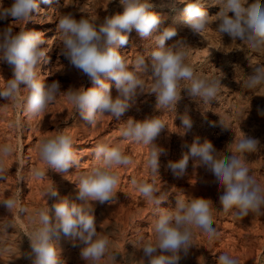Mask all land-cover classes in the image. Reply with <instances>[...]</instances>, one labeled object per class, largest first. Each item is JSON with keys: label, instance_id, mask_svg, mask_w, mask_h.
I'll return each mask as SVG.
<instances>
[{"label": "clouds", "instance_id": "obj_1", "mask_svg": "<svg viewBox=\"0 0 264 264\" xmlns=\"http://www.w3.org/2000/svg\"><path fill=\"white\" fill-rule=\"evenodd\" d=\"M40 2L50 4L51 0ZM181 2L186 4L184 23L193 33L201 34L212 22L221 36L244 42L254 52L264 50V6L261 0L252 3L249 0H216L212 4L218 5L219 11L213 16L205 10L202 0ZM119 3L123 11L105 16L102 22L85 17L77 19L68 13L62 15L56 24L62 44L61 57L72 69L87 77L92 85L87 88L62 90L59 80L44 83L38 78L37 68L47 56L44 32L29 30L27 26L16 31L9 26L11 23L0 28V63L8 65L12 72L10 78L0 82V97L16 101L21 89H25L24 111L35 116L64 91L67 100L90 125L96 124L103 115L119 119L130 108L138 90L154 94L156 108L175 110L182 92L201 103L211 104L222 86L221 78L201 76L194 71L186 62V47L189 45L185 41L178 40L166 47V41L178 35L177 30L171 26L160 30L161 17L149 10L152 7L149 0H119ZM41 10L38 0H11L7 7L0 5V21L11 18L12 22H30ZM133 31L141 40L153 38L155 48L148 59L137 56L130 68L120 49L129 44ZM145 74L152 78L150 91H145L141 79ZM113 86L116 95H113ZM245 87L264 89V66L252 70ZM258 112L264 115V109H258ZM176 118L181 121L182 135L188 134L193 128L191 117L184 114ZM166 126L157 116H151L143 120L129 118L121 129L125 140L150 146L146 165L152 174L158 173L160 156L165 154V150L154 141ZM259 146L257 138L243 134L234 143L233 151L221 155L222 151L217 150L211 141L200 143L197 139L183 145L187 152H182L178 160L168 161L167 168L174 176L181 177L192 160L194 167L204 168L214 178L213 182L221 191L218 199L224 213L231 212L237 218L250 213L264 214V187L250 174L244 158L245 153L255 152ZM11 152L10 146H0V157ZM93 154L95 163L75 182V200L60 197L51 206L47 204L46 208L29 217L35 227L27 236L30 252L23 258L30 264H62L57 248L62 236L74 237L84 245L80 250L84 264H117L118 252H110L109 238L97 231L93 202L113 201L119 181L114 169L128 166L132 160L118 145L109 146L107 143H98ZM39 156L59 174L78 167L81 159L73 147L72 136L65 132L44 138L39 146ZM36 175L43 174L37 172ZM131 183L149 203L158 206L154 239L144 241L141 248L144 264H179L182 254L186 257L193 247L194 228L202 230L209 240L216 238L209 199H178L174 209H162L159 206L165 200L156 195L153 184L135 179ZM44 195L46 200L59 197L55 187L48 188ZM17 204L14 198L0 200V207L8 212L17 208ZM20 211L26 210L21 208ZM218 264H237V261L225 253L219 255Z\"/></svg>", "mask_w": 264, "mask_h": 264}, {"label": "rangeland", "instance_id": "obj_2", "mask_svg": "<svg viewBox=\"0 0 264 264\" xmlns=\"http://www.w3.org/2000/svg\"><path fill=\"white\" fill-rule=\"evenodd\" d=\"M202 2L205 3V10L210 16L215 15L219 11V6L212 4L216 0H202ZM252 2L253 0H249V3ZM10 3V0H0V5L4 7H7ZM149 3L152 5L149 10L161 17L160 30L172 24L174 25L172 21H175L177 11L180 9L185 10L186 6L181 0H149ZM261 4L264 6V0H261ZM47 5H42V8L46 9ZM55 5L57 6V4ZM56 10L57 12H55ZM122 11L123 8L119 0H62L60 1V10L55 9L49 14L50 16L47 12L44 13V16L42 15L36 21V27L33 29L32 21L12 22L11 18L8 21H0V28L11 23L9 26L16 31L25 28V26L29 30L45 31L44 38L47 41L45 51L47 56L45 62L37 68L38 78L44 83L59 80L62 90H71L73 87L79 88L82 85L87 88L92 86L87 77L72 69L61 57L60 49L62 44L60 42V34H58L59 32L56 30L55 25L62 15L68 13L73 14L77 19L85 17L99 23L102 22L105 16ZM50 18H52V21ZM54 18L55 20H53ZM52 28L55 29L51 30ZM53 35L57 37L54 38ZM191 35L196 37L194 36L193 38ZM177 36L166 41V47L174 44L181 37L182 40L184 39L183 41L186 40L187 45L192 43L193 46L189 45L186 47L188 53L186 62L201 76L221 78L222 86L211 104L201 103L182 92V99L178 102L175 110L156 108L155 95L138 90L130 108L123 116L115 119L109 115L106 121L108 125L99 138L98 143H107L109 146L118 145L124 154L131 158L132 163L128 166H118L115 168L116 170L114 169L119 176V181L113 201L104 204L93 202V214L96 219L97 231L109 238V251L118 252L117 264H144L141 248L144 241L154 239V224L158 217V206H153L141 196L137 188L131 183V180L135 179L138 182L147 181L157 189L156 195L158 197L162 196L166 201L159 206L162 209H174L178 199L190 200L192 197H202L210 200L213 224L217 230V236L215 239L209 240L202 230L194 228L193 247L186 257L182 254L179 264H218L219 255L222 253H226L236 259L237 264H264V214L250 213L246 217L237 218L231 212L224 213L219 205L218 197L220 193H209L206 195L204 192L205 187H208V190H211V188L216 190L218 188L213 182L214 178L212 175L208 178L209 172L204 168L194 167L192 160L189 161L187 172L181 177L174 176L166 167L168 161L178 160L182 152H187V149L182 147L183 145L191 144L194 140L198 139L200 143L205 140L211 141L217 150L222 151L221 155H227L233 151L234 143L245 134L246 136L257 137L260 141L259 149L256 152L245 153L244 157L246 156L245 158L248 159L247 166L250 169V174H253L252 176L255 179L257 178V182L264 187V115L258 112V109H264V89L250 90L245 87L247 76L252 73V70L257 66H264V50L254 52L248 49L244 42L232 40L227 35L221 36L212 22L209 23L202 34L194 33L187 35L188 37L181 34L179 35L180 37ZM191 38L194 39V43L191 42ZM154 48L155 42L153 38L141 40L137 33L133 31L129 36L127 48L126 46L122 47L120 51L126 63L131 67L137 56L143 55L148 59ZM198 50L200 52L203 50V53H199ZM11 75L10 67L0 63V82L10 78ZM141 79L145 83V91H150L152 78L145 74ZM26 95V90L22 88L20 98L16 101L0 98V146L8 145L12 149V155L5 156L8 160V174L4 173L9 177L7 182V186L10 189L8 198H14L18 201L17 208L24 200L21 197L23 196L21 186L25 178V168L28 169L29 165L27 162L24 163L23 160L26 161V150L31 143V138L28 136L29 128L35 124L33 116L24 111ZM113 95H116L114 86ZM68 103L71 104L67 100L65 92L61 91L55 101L47 107V112H51L57 105L63 106L64 110H67L65 104ZM184 114L189 115L193 121V128L186 135H182L183 130L180 129L181 121L176 118ZM151 116H157L167 125L154 141L158 146L163 147L167 153L160 156L161 164L157 174H152L145 163L151 150L150 146L125 140L121 134L123 124L129 118L143 120ZM79 118V113L72 105V114L60 122V128H70L79 124ZM83 121L87 125L89 124L87 121ZM221 122L226 128L223 127ZM167 138L169 141H167ZM133 152H135L134 155ZM1 158L0 168L3 167ZM141 165L144 166V169H142ZM4 173L0 171V180H2ZM208 180L209 183L207 184ZM73 182V187H70L69 183L72 182L65 181L64 188L56 190L59 193V197L52 199L51 204L60 197H68L70 200H75V182H78V179H74ZM58 187L61 186L59 185ZM76 202L79 203V201ZM117 202L121 204L120 218L115 219L111 210L104 212V214L102 213V206ZM17 208L8 212L5 217L0 216V264H30L29 261L23 258L25 253L30 252V241L27 237V232L18 222V214L19 217L25 219L28 213L31 215L32 212L23 211L20 213L21 211L19 212ZM25 208V205H23L22 209ZM15 215L17 216L16 218H14ZM52 215L54 217V213ZM133 220L135 221L134 223L132 222ZM6 225H11V227L6 228ZM28 225L32 230L35 227L29 218ZM70 239L71 236H62L57 245L62 240L68 242ZM78 245H82L80 248L84 246L80 241L76 240L75 247L79 248ZM75 247L70 243L66 245V249H75ZM60 260L63 264V258Z\"/></svg>", "mask_w": 264, "mask_h": 264}, {"label": "bare ground", "instance_id": "obj_3", "mask_svg": "<svg viewBox=\"0 0 264 264\" xmlns=\"http://www.w3.org/2000/svg\"><path fill=\"white\" fill-rule=\"evenodd\" d=\"M8 1V0H7ZM11 1V0H10ZM60 1L62 0H51V3L47 5V10L42 8L43 6H46L45 3L40 2V0H38V2L40 3V8L42 9L40 11V14L38 16H33L31 18L30 21H32V29L36 27V21H38V19L41 18V16L44 13H48V15L54 11L55 9H59L60 10ZM2 3V2H1ZM57 4V6L55 5ZM8 5V4H7ZM166 6V5H165ZM57 12V10L55 11ZM171 14V13H170ZM44 16V15H43ZM50 16V15H49ZM186 16L185 10H178L177 11V15L175 16V21L173 27L177 30V33L182 36H187L190 34H194L184 23V18ZM52 17V16H51ZM52 18H50L51 20ZM55 20V18L53 19ZM173 20V19H172ZM52 21V20H51ZM4 22V21H3ZM56 22V21H55ZM41 23V22H40ZM49 23V22H48ZM40 25V24H39ZM50 25V24H49ZM171 25V26H172ZM56 26V25H55ZM55 28H52L51 30H53ZM50 30V31H51ZM45 32V31H44ZM55 33V32H54ZM59 34V33H58ZM202 34V33H201ZM178 35V36H179ZM54 36V35H53ZM177 36V37H178ZM193 36V35H191ZM195 36V35H194ZM193 36V38H194ZM199 36V35H198ZM57 36H54V38ZM180 37V36H179ZM188 37V36H187ZM196 37V36H195ZM186 39V38H185ZM188 39V38H187ZM192 39V38H191ZM51 40V39H50ZM131 40V39H130ZM178 40H182L178 39ZM184 40V39H183ZM194 39H192L191 42H193ZM199 40V39H198ZM186 41V40H185ZM197 41V40H196ZM203 41V40H202ZM131 42V41H130ZM199 42V41H198ZM194 43V42H193ZM196 43V42H195ZM198 44V43H197ZM188 45L193 46V44L189 43ZM196 45V44H195ZM127 48V46H126ZM130 48V46H129ZM190 48V47H189ZM196 48V46H195ZM197 51V50H195ZM199 53H203V50H198ZM131 68V67H130ZM86 84V83H85ZM84 86V85H82ZM89 87V86H88ZM146 90V89H145ZM2 98V97H0ZM4 99V98H2ZM4 101V100H3ZM8 102V101H6ZM4 103V102H3ZM65 106L67 107V110H64L63 106L57 105L53 108V110L49 113L47 112L46 108L44 111H42L41 113H39L38 115L33 116L34 118V123L32 125L31 128H29V132H28V136L29 138H31V143L28 146L27 150H26V161L23 160V162H27L29 165V168H25V178L22 186H21V191L23 193V197L24 200L23 202H21V204L18 205V211L20 212V209L23 207V205H25V210L27 212H32V214H34L36 211H38L41 208H46L47 204L49 206H51V202L52 199H48L46 200L45 198V191L50 188V187H55L56 190H58V188H64L65 186V181H71L72 183H69L70 187H73L74 184V179H78L79 175L85 171H87L94 163V154H93V150L94 147L96 146L95 144L98 143L99 138L101 137V135L103 134V132L105 131L106 127L108 124H106L107 119L109 118V115H103L101 117L98 118V121L96 124H86V122L83 121V119L80 117L79 118V124H76L73 127L70 128H64L61 129L60 125H61V121L63 119H65L67 116L72 114V105L71 104H65ZM140 107V106H139ZM137 108V107H136ZM24 113V112H23ZM75 117V116H74ZM76 118V117H75ZM70 119V118H69ZM113 119V118H112ZM69 121V120H68ZM67 121V122H68ZM73 121V120H72ZM235 121V119H234ZM239 121V120H238ZM66 122V121H65ZM239 125V124H238ZM245 125V124H244ZM248 126V124H247ZM250 126V125H249ZM27 127V126H26ZM241 127V126H240ZM247 128V127H246ZM249 128V127H248ZM116 129V128H115ZM245 129V128H244ZM27 130V129H26ZM250 130V129H249ZM251 131V130H250ZM60 132H65L69 135L72 136L73 138V147L75 150H77V155L81 158L80 159V165L78 167H73L71 169H69L68 173L65 174H59V173H55L53 172L46 164L44 161H42L40 159L39 156V146L41 141L46 138V137H50L52 135L58 134ZM109 133V132H108ZM242 133V132H241ZM245 133V132H244ZM255 133V132H254ZM165 134V133H164ZM235 134V133H234ZM256 134V133H255ZM237 135V134H236ZM162 136V135H161ZM165 136V135H163ZM256 136V135H255ZM235 138V137H234ZM240 138V137H239ZM238 138V139H239ZM257 138V137H255ZM166 139V138H165ZM129 141V140H128ZM127 141V142H128ZM167 141L168 138H167ZM165 141V142H167ZM233 141V140H232ZM15 142V141H14ZM168 143V142H167ZM166 144V143H165ZM229 144V143H228ZM162 145V144H161ZM13 147V145H12ZM168 147V146H167ZM14 148V147H13ZM163 148V147H162ZM228 148V147H227ZM132 149V148H131ZM166 149V148H165ZM259 149V148H258ZM129 150V149H128ZM148 150V149H147ZM227 150V149H226ZM133 151V150H131ZM261 151V150H260ZM256 152V151H255ZM135 152H133L134 155ZM147 153V152H146ZM166 153V151H165ZM25 154V153H24ZM132 154V153H131ZM167 154V153H166ZM12 155V154H11ZM132 155V156H133ZM141 155V154H140ZM139 155V156H140ZM165 155V154H164ZM24 156V155H22ZM164 157V156H163ZM246 157V156H245ZM244 157V158H245ZM261 157V156H260ZM14 158V157H13ZM162 158V157H161ZM264 158V156H263ZM139 160V159H138ZM146 160V159H145ZM164 160V159H163ZM168 160V159H167ZM247 160L245 158V163L247 165ZM264 160V159H263ZM140 161V160H139ZM145 162V161H144ZM167 162V161H166ZM1 163L3 164L2 167V171L3 173L6 172L8 174V160L5 156H3L1 158ZM143 163V162H141ZM146 163V162H145ZM161 164V163H160ZM27 165V164H26ZM145 165V164H144ZM1 166V165H0ZM12 166V165H11ZM20 166V165H19ZM140 166V165H139ZM138 166V167H139ZM165 166V165H164ZM17 167V166H16ZM141 167H143L142 169H144V166L141 165ZM146 167V165H145ZM167 167V166H166ZM264 167V166H263ZM11 168V167H10ZM17 169V168H16ZM12 170V169H10ZM9 170V171H10ZM22 170V169H21ZM19 170V171H21ZM116 170V169H115ZM125 170V169H124ZM147 170V169H146ZM163 170V169H162ZM144 171V170H142ZM259 171V170H258ZM11 172V171H10ZM37 172H41L43 175L42 176H37L36 173ZM165 172V171H163ZM167 172V171H166ZM13 173V172H12ZM11 173V174H12ZM133 174V173H132ZM3 175V174H2ZM131 175V174H130ZM135 175V174H134ZM210 173H208V178H210ZM253 175V174H252ZM8 175H6L4 173V176L2 178V180H0V200H4L8 198V194H9V187L7 186V182L9 177H7ZM10 176V175H9ZM2 177V176H1ZM12 177V176H11ZM129 177V176H128ZM257 177H258V173H257ZM133 178V177H132ZM12 179V178H11ZM123 179V178H122ZM158 179V178H157ZM257 179V178H256ZM121 180V179H120ZM149 180V179H148ZM153 180V179H152ZM124 181V180H123ZM132 181V180H131ZM166 181V180H165ZM14 182V181H12ZM122 182V181H121ZM130 182V180H129ZM20 183V182H19ZM171 183V182H170ZM209 183V180L207 181V184ZM17 184V183H16ZM67 184V183H66ZM198 184V183H197ZM61 187H58V186ZM185 185V184H184ZM176 186V185H175ZM182 186V185H181ZM186 186V185H185ZM189 186V185H188ZM187 186V187H188ZM59 189V190H60ZM62 190V189H61ZM205 194L208 195L209 193H220L221 191L218 190V188L215 190L211 188V190H208V187H205ZM118 193V192H117ZM172 193V192H171ZM17 194V193H15ZM161 195V194H160ZM16 197V196H15ZM18 197V196H17ZM126 197V196H125ZM20 198V197H19ZM139 198V197H138ZM217 198V197H216ZM54 199V198H53ZM119 199V198H118ZM167 199V198H166ZM19 200V199H18ZM175 201V200H174ZM166 202V201H165ZM20 203V202H19ZM130 203V202H129ZM171 203V202H170ZM174 205V203H173ZM154 206V205H153ZM175 207V206H174ZM102 213L104 214V212H108L109 210L112 211V213L114 214V218L118 219L120 218V212H121V204H119L118 202L115 204H109V205H105L102 206ZM144 208V207H143ZM217 208V207H216ZM133 210V209H132ZM25 211V212H26ZM134 211V210H133ZM149 212V211H148ZM22 213V212H20ZM97 213V212H96ZM136 214V213H135ZM8 215V211L3 208L0 207V216L5 217ZM28 213V216L25 217V219H22L21 217H19L18 214V222L21 225V227L27 232V234H29L32 231V228L28 225V218L31 216ZM146 215V214H145ZM252 216V215H251ZM17 216L15 215L14 218H16ZM145 218V217H144ZM258 218V217H257ZM248 219V218H247ZM136 220H138L136 218ZM139 221V220H138ZM253 221V220H252ZM259 221V219H258ZM133 223L135 222L134 220L132 221ZM144 223V222H143ZM3 224V223H2ZM144 226V225H142ZM146 226V225H145ZM260 226V225H259ZM147 227V226H146ZM149 227V226H148ZM130 228V227H129ZM151 228V227H150ZM23 230V231H24ZM20 231V230H19ZM129 231V230H128ZM149 231V230H148ZM251 231V230H250ZM127 233V232H126ZM144 233V232H143ZM146 234V233H145ZM25 237V236H24ZM146 237V235H145ZM144 237V238H145ZM150 237V236H149ZM148 237V238H149ZM147 238V237H146ZM145 238V239H146ZM200 238V237H199ZM195 239V238H194ZM76 238L71 237V239L68 242L65 241H60V243H58L57 248L59 250V257L60 259L63 258L64 262L63 264H84V261L81 259L80 257V246L82 245H78L79 248L75 247L76 246ZM79 241V240H78ZM67 243H70L71 245H73L75 247L74 248H69L66 249V245ZM139 245V243H138ZM71 247V246H70ZM223 254V253H222Z\"/></svg>", "mask_w": 264, "mask_h": 264}]
</instances>
